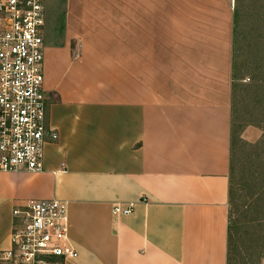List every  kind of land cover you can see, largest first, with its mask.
I'll list each match as a JSON object with an SVG mask.
<instances>
[{
  "label": "crops",
  "instance_id": "1",
  "mask_svg": "<svg viewBox=\"0 0 264 264\" xmlns=\"http://www.w3.org/2000/svg\"><path fill=\"white\" fill-rule=\"evenodd\" d=\"M234 11V0H67L59 43L46 13L58 139L41 170L0 172V250L16 206L56 198L78 251L65 264L229 263Z\"/></svg>",
  "mask_w": 264,
  "mask_h": 264
},
{
  "label": "built area",
  "instance_id": "2",
  "mask_svg": "<svg viewBox=\"0 0 264 264\" xmlns=\"http://www.w3.org/2000/svg\"><path fill=\"white\" fill-rule=\"evenodd\" d=\"M45 0H0V172L39 171L44 148L58 139L47 124L44 90ZM133 204L115 205L128 215ZM11 247L0 264H65L78 257L66 201L28 199L13 210Z\"/></svg>",
  "mask_w": 264,
  "mask_h": 264
},
{
  "label": "rangeland",
  "instance_id": "3",
  "mask_svg": "<svg viewBox=\"0 0 264 264\" xmlns=\"http://www.w3.org/2000/svg\"><path fill=\"white\" fill-rule=\"evenodd\" d=\"M45 5L48 31L59 43L67 0ZM236 8L228 264H264V0H234ZM247 129L257 137L244 136Z\"/></svg>",
  "mask_w": 264,
  "mask_h": 264
},
{
  "label": "trees",
  "instance_id": "4",
  "mask_svg": "<svg viewBox=\"0 0 264 264\" xmlns=\"http://www.w3.org/2000/svg\"><path fill=\"white\" fill-rule=\"evenodd\" d=\"M237 12H238V9L236 8L235 11H234V20H235V22H236L235 18L237 16ZM234 25H236V24H234ZM234 37H235V27H234ZM233 77H234V75H233ZM233 137H234V132H233V129H232V152H233V139H234ZM231 173H232V168H231ZM231 189H232V187H231ZM231 192H232V190H231ZM230 198H231V194H230ZM229 243H230V234H229Z\"/></svg>",
  "mask_w": 264,
  "mask_h": 264
}]
</instances>
